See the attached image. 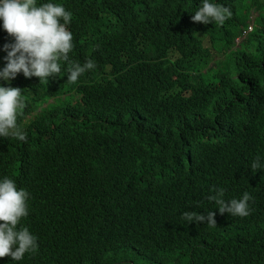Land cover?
<instances>
[{
    "label": "trees",
    "instance_id": "16d2710c",
    "mask_svg": "<svg viewBox=\"0 0 264 264\" xmlns=\"http://www.w3.org/2000/svg\"><path fill=\"white\" fill-rule=\"evenodd\" d=\"M49 2L72 13L70 60L95 67L0 78L27 135L0 137V180L30 193L18 227L39 246L0 264H264V0H210L222 26L191 19L203 0ZM14 42L0 20V69ZM217 188L248 192L250 215L221 214ZM208 210L216 226L182 218Z\"/></svg>",
    "mask_w": 264,
    "mask_h": 264
},
{
    "label": "clouds",
    "instance_id": "9594fccd",
    "mask_svg": "<svg viewBox=\"0 0 264 264\" xmlns=\"http://www.w3.org/2000/svg\"><path fill=\"white\" fill-rule=\"evenodd\" d=\"M231 16L229 7L203 0L191 19L205 25L215 22L222 26ZM71 19L72 13L62 5L49 2L37 6L36 0H0L3 28L15 38L14 43L4 45L7 63L0 69V78L10 81L22 72L26 78L35 76L40 81L47 80L60 74L59 61L64 60L69 65L67 80L76 83L82 74L93 69L95 62L92 59L80 64L69 58L74 47L73 34L67 27ZM21 90L19 87L0 86V137H13L26 142V132L17 123L18 110L25 107ZM250 167L255 173L264 169V164L257 156ZM224 197L225 190L217 188L207 199L217 205L221 214L228 213L234 217L250 215L252 209L249 202L253 197L248 192H244L239 199L225 200ZM29 198L30 193L23 188L18 189L13 179L4 177L0 180V258L8 256L20 261L26 253L35 254L38 251L37 237L27 227H18L21 219L29 214ZM215 215L211 210L206 215L185 211L182 218L188 223L205 222L216 226Z\"/></svg>",
    "mask_w": 264,
    "mask_h": 264
},
{
    "label": "rangeland",
    "instance_id": "374dc122",
    "mask_svg": "<svg viewBox=\"0 0 264 264\" xmlns=\"http://www.w3.org/2000/svg\"><path fill=\"white\" fill-rule=\"evenodd\" d=\"M250 27L248 28V31L249 32L251 31ZM241 41H242V38L237 39V41H236L237 45L236 46H239V44L241 43Z\"/></svg>",
    "mask_w": 264,
    "mask_h": 264
}]
</instances>
